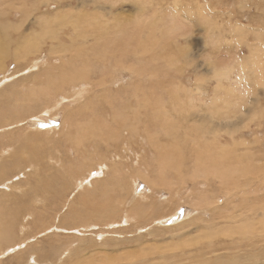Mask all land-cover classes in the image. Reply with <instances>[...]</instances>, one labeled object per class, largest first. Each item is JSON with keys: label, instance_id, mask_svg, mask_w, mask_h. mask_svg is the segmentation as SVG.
I'll list each match as a JSON object with an SVG mask.
<instances>
[{"label": "rangeland", "instance_id": "rangeland-1", "mask_svg": "<svg viewBox=\"0 0 264 264\" xmlns=\"http://www.w3.org/2000/svg\"><path fill=\"white\" fill-rule=\"evenodd\" d=\"M83 3L84 5H82ZM177 4L180 9L185 13L187 12L186 14L188 15V17L184 19L186 22V28H181L182 33L184 30L187 32V36H178V41H176L177 39L175 36V34H178L176 30L170 29L166 25V22L168 21L166 17L170 15L169 13L176 11L174 7H176ZM108 10H110L113 15L111 14L109 17L105 18L106 14L104 13ZM174 14L178 17L177 12H174ZM165 15L167 16L165 17ZM42 16H47V18L50 19L48 22H51L45 25V21H39V18ZM50 16H53V18ZM57 16L58 18H56ZM122 17L123 19H128L124 30L126 32H124L122 40L125 38V41L157 42H155L154 45L152 58H150V56L146 57L141 52L138 53L139 58H142L143 56L145 61L149 60V65L157 67L158 73L157 75L155 74L157 76L156 78L151 80L152 76L150 77V75H153L155 72L151 69L147 71L144 77L145 83L146 85L148 84V86L145 87L142 95L144 96L148 94V96H144V99L143 96H141L139 100L134 95L127 94L126 91L129 92L131 89L133 90V88H131L133 83L132 85L130 84L133 82V79L130 77V74L134 71L138 72V70L141 69V66L137 70L136 68L139 66H131L133 63L126 61L128 64L124 69L129 68L130 71L125 70L123 81L120 84H115L113 86V90L110 91L111 93L105 89L106 93H103V95L105 94L103 98L107 97V99H102L97 95L95 96V87H92V91L90 90L91 87H89L88 92H91L85 94L84 98L81 100L67 101L65 94L68 92L70 93L76 86L71 85L72 88H67L68 90L66 89V93L62 91L57 92L56 89L47 83V75H50L51 78L55 79L60 76V68L63 65H69L71 63L70 56L72 41H79V38L81 41V36L86 34L89 35V39L87 41L90 42L88 45H92L96 39L94 36L92 37L90 35L89 31L93 32L94 27H98V30L102 29L103 22H109L110 25H112L115 19ZM78 18L80 20H78ZM178 18H176V21ZM87 19H89V22H87L89 24L86 27ZM155 22H157V25L154 24ZM82 24L84 25L81 26ZM78 25L80 26V30ZM1 26H4L7 29L4 32L10 33L11 41L18 42L12 46V55H15V52L22 51L20 45L25 41H27V43L29 41H35L37 53L31 48L26 57L17 59L15 57L7 58L4 61L3 70L0 71V80L3 79L4 82L5 78H11V76L16 72L25 69L27 65L31 66L35 60L40 61L39 69H32L30 73H27V71L21 72L20 74H17V76L12 77L14 81L3 84V86L0 87L3 88L0 89V108L5 114L4 117L0 118H6L0 124V143H7V145H9L13 137L21 136L37 140L48 139L49 142H54L57 147H55L56 149H52V144L47 145L45 143L44 146L41 145V149L43 148L42 153L46 156V160L35 163L36 166H29V168L25 170V177L20 176V180L14 181L16 184H21V182L26 180V185L25 183L22 184L24 188H22V193H27L25 195L22 194L24 197L21 196L22 199L20 201H16L15 203L13 200L14 197H9V201L6 203L7 205L4 203L6 205H4V212H13L18 208L24 209L27 206H30L31 202L28 194L29 196L30 194L32 195L30 188L32 189L36 185V181H39L40 179L36 176V172L38 170L49 171L50 175L61 172L62 175L60 174L58 176L59 178H57L58 180H61L63 178H67V176L63 174V170L60 169L61 166L68 168L67 165L72 164L73 170L78 165L77 172L79 175L83 174V172L84 175H86L89 172L98 173L102 164H107L108 162V169H103L104 174H102L101 177L95 178L96 181H100L98 183H94L93 181L92 186L94 187H88L87 192H93L97 186L103 183V181L104 183L108 181L114 182L115 178L113 174H119L112 168L117 166V163L120 162L119 164L123 166V171L119 169V171H121L120 174L122 175H120V178L118 179L119 184L113 185V188H110L106 197L101 196L100 200H105L108 197V202L109 199H111L112 204H114L116 203V198L120 195L119 198L127 204V207L122 206V210V208H120L121 206L118 205L119 209H116L117 207L115 208L114 205L111 213L108 212L111 221L101 222L98 219H88L87 221L86 219V229L78 228V230L73 231L62 230L60 235H58L56 232V234H53L54 232L51 231L53 228H49L52 225L57 224L54 221V217L56 215H54L55 212L53 213V211L49 209L51 204H58L54 208V211L59 210L60 214L62 213V215L57 217V220L59 218L58 224H62L65 220H67L66 225L64 223L66 227H70L69 225L78 226L77 224H80L79 221L73 222L75 212H72V219L70 220V215L64 214L69 212L66 207L67 205L65 207L63 206V209L61 207L62 205H65L64 199L65 197H68L70 193L66 194L64 198H61V200L56 199L55 202L54 200H50L46 202L39 201L34 203L32 204V207H29L31 215L26 214L24 216L22 214L21 216L20 214L19 224H17L15 228V236L12 238L13 242H9V246L2 245V248H0V264H17L15 257H18L20 254L28 255L32 250L31 248L36 250L44 258L45 256H49V250L47 249L49 248L48 246L53 243L54 244L52 246L56 247L55 250L58 246L63 244V248L59 250V253L62 252L63 254L60 253L57 257L63 255L60 257L65 259L63 260L64 262H56L53 260L50 264H82L83 262L95 259L93 256L96 254L106 256L107 253L109 256H134L136 264H148L149 261V264H157L159 262L158 259L161 255H163V253L167 256H170L171 254L181 255L183 250H186L187 252L190 251L188 247L190 239L201 234L210 236L211 224L214 222V216L216 214H218L215 216L216 221L218 222L215 224V231H218H216V234L213 236L215 240L217 239L216 241L220 242L222 239L225 240L224 237H227V233L223 232L227 228L234 229L239 227L242 217L240 215L233 216L230 213L233 211L234 206H241V203L244 200L241 192H238L240 189H235L232 186V189H228L227 191L225 185L221 184L220 177H208L203 173H201L202 176L192 179V163H190V161L187 162L186 160L190 158L191 154L195 155L196 150L202 151L199 146H202L204 143L207 145V142L212 141L213 137L216 138V135H214L213 132L212 135L214 136L212 137L210 135L211 128H215L217 132L219 131V139L217 138V140L221 139L224 144L225 142H229L227 146L234 148L236 151H233L236 155H247L251 157L253 161L252 164L255 165L254 167L263 170V172H258L259 174H257V176H263L264 174V0H0V27ZM88 27L89 31L87 30ZM81 28H86V30ZM153 28L156 29L154 31L156 32L155 34H153V32L151 33V29ZM239 29H242V32L238 35L237 31ZM163 32L166 33V36ZM78 34H80V36ZM105 36L108 38L107 35ZM160 41H170L171 44L169 45L168 50H165ZM174 41H176V44ZM255 53H257L260 61H262L260 62L259 72L255 71V68L254 70L251 69L253 68L251 62ZM164 55L166 58L163 57ZM168 58H171V61ZM141 63L142 62L139 61V65ZM246 64H248V67L245 71L243 68ZM226 66L230 67V71L228 70V73L229 75L231 74L229 77L231 79L224 80L223 83L228 86L229 90L232 91L233 89V92L230 94L225 91V88L219 87L217 89L219 85L217 77L219 75H216V73L222 71ZM160 67H166L169 69L167 72L163 73V69L161 70ZM147 69H149L148 66ZM244 72L247 75H245V78L242 76ZM147 78L150 81L146 82ZM238 79L240 82H238ZM130 80L132 81L130 82ZM41 82L43 84H40ZM228 82L234 87H231ZM151 86L154 94L152 93V90H150ZM114 88L118 90L115 91ZM176 89L178 91H176ZM185 89H188V92H194V102L193 104L187 102V98H185L184 100H181V102L182 104L186 103V105L183 106V108H179L177 106L178 104H176V101L178 100L177 94ZM73 90L72 95L75 94L76 89L74 91ZM175 91L177 94H175ZM107 93H109V96ZM91 95L94 96L93 100H96L95 103L100 102V106L98 105L96 109H105L108 113V115L105 113V117L103 116V118L106 122L109 119L110 123L102 122L101 126H103V123L110 126V128L105 132H107L112 139L118 142L119 148L115 149V146L112 144V147H108L110 149L109 150L105 144H101L103 145L100 146V151L102 153H93L89 149V152L80 155V152H77L75 148L74 140L72 142V146L69 145L66 149L65 138L67 136L65 133H67L71 127L69 124H64V122H67L65 121V116L70 114L69 112L73 115L74 112L78 110V107H81V105L83 109L85 103L88 101V97H91ZM124 95L125 97H123ZM152 95L154 96L152 97ZM147 97H149L151 101L155 99L153 102H157V106L155 103H151L149 99L147 100ZM214 97L218 100V102L216 100L214 101ZM136 99L140 102V104ZM158 99L163 103H160V101L158 102ZM107 100L108 102H111L112 100L114 101L108 103L106 102ZM11 102H14V104ZM9 103L11 105H9ZM15 103L26 108V110L32 111L34 109H38L35 113H38L39 109L48 108L50 105L52 107L56 105V108L49 111L48 115L38 114L39 116L34 117L32 116L33 114L27 116L25 114V116H17V119L14 117L13 120H10L8 117L9 110H16L18 107V109L22 108ZM112 103L115 109L113 108ZM213 103L214 108L216 109L215 111L213 110L214 112H212V109L214 108L211 107ZM237 103L239 106H237ZM101 105L103 107H101ZM16 106L18 107L16 108ZM175 106H177L178 109L173 111ZM9 107L10 109H8ZM133 107L136 108L134 109ZM156 107H159L157 110L161 108L162 111L164 110L166 113H160L161 110L157 111ZM209 107L211 108V111L209 110ZM116 109L118 111L120 110L121 114L113 116L112 112H116ZM123 109L125 112L122 111ZM128 110L130 115L126 114L128 113ZM211 112L216 115L214 114L212 117ZM124 114L126 116H124ZM154 114L157 115V117L162 114L164 117L161 116V120H159L160 117L157 118L156 116L152 118V115ZM40 116L41 118L36 120V118ZM22 117L27 119L23 121L20 119ZM118 117L119 119H117ZM32 121L35 123L37 121L40 122L35 124ZM73 121H75V119ZM117 121L119 122L117 123ZM166 121L173 126V133L169 131L167 134L158 135L157 133L159 130L156 126L162 125L164 122V124H166ZM99 123L101 124V122ZM219 123L223 128L219 127ZM117 124H120V126H117ZM64 128H66V130L63 133ZM36 129L44 132L50 129V131L54 132H51L49 136L46 134L40 135L36 133ZM73 129L74 127L72 130ZM25 130L30 132L27 133ZM150 131L153 133V139H156L154 136L155 134L158 135V139L161 141L159 142L160 145H164L167 148H173L172 146L175 145L176 141L177 145H175V147L177 146L181 149L184 146V151L181 149L182 152H180L181 154L177 158L171 157L170 161L172 169L165 166L162 156L159 157V148L162 146H158L159 143L154 144L153 141L151 142L149 140H152V138H150L151 134L150 137L148 134ZM207 131L210 132V134ZM204 132L207 133L205 134ZM198 136H203V138L205 137L201 142L202 145H200V142L198 143L196 141V139L198 140ZM206 137L208 138L206 139ZM179 141L182 142L183 145L182 143L180 144ZM85 148L82 146L81 150L84 151ZM106 149L108 150L106 151ZM229 153L230 156L234 154L230 151ZM116 154H122L120 156V160L119 158H116ZM107 157H109L112 161L110 162ZM50 158L51 160H49V163L46 164L47 159ZM181 159L186 160L182 161ZM11 160L12 159H9L8 162ZM100 162L102 163L100 164ZM181 162L186 164V166H183ZM80 167L83 168L80 169ZM37 168L40 169L37 170ZM158 168L160 169L159 171ZM164 169L167 171L166 174L161 173V170ZM16 173L14 175H16ZM43 174L46 176L48 173L44 172L42 175ZM251 175L249 176L251 177ZM178 176L187 177V183H181L182 180ZM212 180L215 182L220 181L216 182L215 185ZM257 180H259V178L250 179L247 183L244 182L243 186L248 188H251L252 186V188L255 186L259 187V183L261 182ZM67 183H70V179L65 181V186L68 185ZM167 185L169 188H167ZM72 187L74 186L72 185ZM158 190H160V192ZM224 190L230 194L234 191L238 193L234 192L232 194H235L234 198L232 195H226L227 192H224ZM230 190H232V192H229ZM209 191L211 196H215L216 194V196H219V201L217 200L215 203L217 208L214 210H206L195 207L192 200H194L199 194L203 197V195ZM12 192L13 191L0 192V200L13 194ZM19 193L15 197L16 199L20 197ZM123 193L126 194L124 198L121 197V194ZM262 193V195L252 194L249 197L253 200V203L258 204L260 201L255 200V198L261 196L264 201V190H262ZM211 196L207 199V201L211 198ZM40 197L42 199L43 196ZM126 197L128 201L134 202L135 199H139V202L141 203H145L146 201L144 200L147 198V201L149 199L148 203L146 202L148 206L150 204L154 205L155 202L159 205L165 201H167V205L168 202L171 201L169 203V205H171V203L175 201L173 203L175 208L172 207V211L168 214L162 215L160 220H156L158 218V213L156 211L150 214L140 213V208L136 207L133 209L131 202H128L125 199ZM41 199L38 197V200ZM204 204H206V202L203 201V205ZM105 205L108 206L107 211H110L109 204ZM42 211L44 212L42 213ZM130 211L135 213H131ZM114 212L116 213L114 214ZM123 212L127 215L129 213V217H132L135 214L137 216L136 219H139L138 223H136V219L134 222L130 220L128 224L123 223L125 216H127L124 215ZM219 213L229 215L223 214L225 215L223 216V220L222 214ZM143 215L144 217H142ZM238 217L240 219H238ZM63 218L67 219L63 220ZM92 222L97 223V226H92ZM113 223L116 225L111 227L110 224ZM108 224L109 227L107 226ZM257 232H252L253 234L250 232L246 233L243 240H237L234 245L236 246L241 243L248 244L252 242L251 240H255L254 243L259 245L260 243L257 240L264 237V232L262 234V231L260 230H257ZM259 235L262 237L259 238ZM226 240L228 242L226 241L225 244L229 243L226 246H234L231 244L230 239ZM196 242L197 245L203 244V241ZM180 245H183V247L181 248ZM249 245L250 244H248L246 248H250L251 250L252 246ZM221 248L225 250L223 251L226 255L230 254L226 248ZM262 249L264 250V247ZM10 250H12L13 253L10 252L9 254H6ZM148 251H151V253L153 252V254L146 255V253H149ZM260 252L264 253V251ZM193 253H195V255L197 254L196 252ZM4 254H6V256L3 257ZM85 254L87 257H84ZM211 254L212 253H210V255ZM77 255L79 257H76ZM152 256L155 259H153ZM211 256L214 258L217 257L213 254ZM27 257L28 256L23 257V259H26H24L26 262L29 260ZM97 258H100V256ZM17 259L20 260L19 258ZM242 260L244 263L254 264V259H250L248 256H245ZM260 261L257 264H264V259ZM186 262L185 264H188ZM30 263L37 264L31 260Z\"/></svg>", "mask_w": 264, "mask_h": 264}, {"label": "bare ground", "instance_id": "bare-ground-1", "mask_svg": "<svg viewBox=\"0 0 264 264\" xmlns=\"http://www.w3.org/2000/svg\"><path fill=\"white\" fill-rule=\"evenodd\" d=\"M82 5H84V3ZM174 8L176 10L174 12H177V15H178V17L180 19L175 16L174 12L173 13H169L170 15L168 17H166L167 15H165V17L168 19V21L166 22V25L170 29L176 30V32L178 33V34H175L176 39H177L176 41H178V38H179L178 36H182V37L187 36V32H185V30H184V32L182 33V29L186 28V22L184 21V19L186 17H188V15L186 14L187 12L185 13L184 11H182L180 9L178 4ZM59 11H61V10H59ZM112 11H113V9H112ZM66 13H68V12H66ZM104 14H106L105 18H107V17H109L112 14V12L110 10H108ZM57 15H58V13H57ZM50 17L53 18V16H50ZM59 17H60V15H59ZM56 18H58V16ZM176 18H178L177 21H176ZM49 20L50 19L47 18V16H42V17L39 18V21H45V25L47 23L51 22V21L48 22ZM78 20H80V19L78 18ZM98 20H100V19H98ZM163 21H165V20H163ZM87 22H89V19H87L86 23ZM127 22H128V19H123V17H122V18L115 19L112 25H110L109 22H103L102 23V29L98 30L97 29L98 27H94L93 32L89 31V27H88L87 30L90 32V35L92 37L94 36L97 41L95 40L92 45H88L89 42H90V41H87L89 39V35H86V34L81 36L82 37L81 41H80V38H79V41H75V40L72 41V50H71V56H70L71 63L69 65H63L60 68V76L59 77L53 79V78H51L50 75H47V83L49 85H51L54 89H56L57 92H61L62 91L64 93H66V89L67 88H69V87L72 88L71 85L72 86L75 85L76 86L75 87L76 91H75L74 95H72V90L73 89L71 90L70 93L68 92V93L65 94L67 101H69V100H71V101H73V100H77V101L81 100L82 98H84L85 94L90 93L92 91V87H95V90H96L94 92L95 96L97 95V96H99L102 99H104V98L107 99V97L103 98V96H105V94L103 95V93L105 92V89L108 90V92H110V91L113 90V86L115 84H117V83L120 84L123 81L125 70L130 71L129 68L124 69V68L127 67L126 66L128 64L127 62H129V63H133L131 66H134V65L135 66H139V67L136 68L137 70H138V68H140V66H141V69H139L140 71L138 70V72L134 71L133 73L130 74V77L133 79V82H131L132 80H130V82H131L130 84L132 85V83H133V86H131V85L130 86H131V88H133V90L131 89L132 91L130 90L129 92L128 91H126V92H127L128 95L132 94L137 99L140 100L141 96H143L142 94L144 92L145 87L148 86V84L146 85L145 79H144L147 71L150 70V69L153 72L155 71L153 73V75H150V77L152 76L151 80H153L154 78L157 77L156 75H157L158 72H157V67H153V65H149L148 64L149 60L145 61L143 56H142V58H139V54L138 53L141 52L146 57L150 56V58H152V53H153L154 45H155L156 41H130V40L129 41H125V38L122 40V38L124 37V32H126L124 30H125V24ZM156 23L157 22H155L154 24L157 25ZM84 24H82L81 26H83ZM88 24L89 23H87V25L85 24L86 27L88 26ZM78 28L80 30V26ZM157 28L160 29L159 27H157ZM161 28H162V26H161ZM81 29H83V28H81ZM128 29H130V28H128ZM153 29H151V33L153 32V34H155L156 32H154V31L156 29L155 28H153ZM5 30H7V29L4 26L0 27V31H1L0 32V71L3 70L4 61L7 58L15 57L17 59V58L26 57L27 54L30 52L31 48L37 53L36 42L35 41H29L27 43V41H25V42H22V44L20 45V48H22V51H19V52L21 54L19 52H15L14 53L15 55H12L11 54L12 53L11 49H13L12 46L15 43H18V42L17 41H11L10 33L4 32ZM83 30H86V28H84ZM127 31H129V30H127ZM241 32H242V29H239L237 31L238 35ZM81 33H83V32H81ZM80 34H78V35L80 36ZM163 34L165 35L166 33L163 32ZM105 35H107L108 38H106ZM168 35H170V34H168ZM176 41H174L175 44H176ZM19 42H21V41H19ZM160 42L163 44V47L165 48V50H168L169 45L171 44L170 41H160ZM172 45H173V43H172ZM258 49H259V47H258ZM175 51H177V50H175ZM163 57L166 58L165 55ZM168 59L171 61V58H168ZM258 59H259V57H258L257 53H255V56L253 57L252 62H251V65L253 67L251 69L254 70V68H255V71H257V72H259L260 62H262V61H260V59L259 60ZM39 61L40 60H35L34 63L31 66L27 65V67L25 69L16 72L14 75L11 76V78L10 77L9 78H5L4 82H3V79H1L0 80V87L3 86V84H7V83H9L11 81H14V79L12 77L13 76H17V74H20L21 72L27 71V73H30L32 69H39ZM139 61L142 62L140 65H139ZM147 66H148L149 69H147ZM247 67H248V64H246V66L243 68V70L246 71ZM229 68L230 67L226 66V67H224V69L222 71H220L219 73H216V75H219L217 77V82L219 84V85L217 84L218 85L217 89L219 87L225 88L226 89L225 91L228 94L233 92V89L231 88L232 91L229 90L228 86H226L223 83V81L231 79V78H229L231 74L229 75V73H228ZM160 69L161 70L163 69L162 71H163V73H165V72L168 71L169 68L160 67ZM161 70H159V71H161ZM245 75L246 74L244 72L242 74L243 78H245ZM4 77H6V76H4ZM239 79H238V82H240ZM148 81H150V80H148V78H147L146 82H148ZM40 84H43V83L41 82ZM149 85H151V84H149ZM229 85H230V83H229ZM89 87H91V89H90L91 91L90 92H88L89 91ZM106 87H109V88H106ZM0 89H3V88H0ZM93 90H94V88H93ZM117 90L115 89V91H117ZM150 90H152V93L154 94L152 86L150 87ZM79 91H81V92H79ZM176 91H178V90L176 89ZM176 91H175V94H177ZM187 93H190V94H187ZM107 94L109 96V93H107ZM92 95H91L92 98L88 97V101L85 103V106H84L83 109H82V105H81V107H78V110H76L74 112V114H73L74 118H73V115L71 114V112H69L70 114H67L65 116L66 117L65 121H67V122H64V124H69V126L71 127L70 130L67 133H65L66 136H67V137L65 136L66 137L65 138L66 139V142H65L66 149H67V146L68 147H69V145L72 146V142L74 140L75 148H76L77 152H80V155L89 152V149L93 153L94 152L102 153L100 151L101 150L100 146H103V145H101V144H105L107 146V148L108 147H112V144L115 146V149L119 148L118 142L116 140L112 139L109 136V134L107 132H105V131H107V129L110 128V126H108V124H105V123L109 122V119L106 122L105 119L103 118V116L105 117V113L107 115H108V113L106 112L105 109H102V110L96 109V107L98 105L100 106V102H96L95 103L96 100L95 99L93 100L94 96H92ZM146 95L148 96V94H146ZM146 95H144V96H146ZM144 96H143V99L145 98ZM153 96L154 95H152V97ZM177 96H178L177 97L178 100L176 101V104H178L177 106L179 108H183V106L186 105V103L182 104V102H181V100H184L185 98H187V100H186L187 102H190L192 104L194 102V92L193 91L192 92H188V89L187 90L185 89L182 92H178ZM123 97H125V95ZM152 97H151V99H152ZM215 97H214V101L216 100L218 102V100ZM148 99L150 100L149 97H147V100ZM112 101H114V100H112ZM153 101H155V99ZM153 101H151V103ZM159 101L160 100L158 99V102ZM106 102H108V100ZM111 102H108V103H111ZM11 103L14 104V102H11ZM153 103H155V102H153ZM156 103H155V105L157 106L158 103L157 104ZM160 103H163V102L160 101ZM139 104H140V102H139ZM9 105H11V104L9 103ZM16 105L21 106L19 104H16ZM112 105H113V103H112ZM18 106H16V108ZM165 106H162V107H165ZM177 106H175L173 111H176L178 109ZM237 106H239L238 103H237ZM101 107H103V106L101 105ZM149 107H150V105H149ZM211 107L214 108V103L212 104ZM18 108L16 110H11L10 107L8 108V109H10L9 110V114H8V117H9L10 120H13L14 117H15V119H17L16 118L17 116H22V115L25 116V114H26V116L33 114L32 116H34V117H37L39 115H46V114L48 115V112L51 111L53 108H56V105H54V107H52L50 105L48 108H42L41 110L39 109L38 113H35V111L38 110V109H36V110L34 109V110L31 111V110H26V108H24V107H22L21 109H18ZM113 108H114V105H113ZM119 108H121V107H119ZM133 108L135 109L136 107H133ZM157 108H159V107H156V110H157ZM238 108H240V107H238ZM80 109H82V110H80ZM163 109H165V108H163ZM158 110H161L160 113L164 112V110L162 111L161 108L158 109ZM180 110H182V109H180ZM209 110L211 111L210 107H209ZM213 110L215 111L216 109L215 108L212 109V112H214ZM115 111L116 112H112L113 116L114 115L118 116L119 114H121L120 110L118 111L116 109ZM122 111L125 112L124 109ZM136 111H137V109H136ZM66 112H67V110H66ZM164 113H166V111ZM126 114H129V110H128V113H126ZM179 114H180V112H179ZM214 114L215 113H212V117H213ZM4 116H5V114L2 112V110L0 108V117H4ZM124 116H126V115L124 114ZM152 116H153L152 118H154L155 116L157 117V115H155V114L152 115ZM161 116H162V114H160L158 116V117H160L159 120H161ZM162 117H164V116H162ZM39 118H41V116L36 118V120H39ZM5 119L6 118H0V124ZM20 119L25 121V119H27V118L24 119V117H22ZM74 119H75V121H73ZM117 119H119V117ZM162 120H163V118H162ZM119 121H117V123ZM32 122L35 123L34 121H32ZM38 122H40V121H37L36 123H38ZM75 122H76V124H75ZM99 122H101V124ZM102 122H105V123H103V126L105 127L106 130L104 129L103 126H101ZM164 123H162V125L156 126V128H158V130H159L157 134L158 135L159 134H167L169 131H171L173 133V131H174L173 126H171V124H169L168 122L167 123L169 125L167 123L166 124H164ZM120 124H117V126L118 125L120 126ZM105 125H107L108 127L105 126ZM218 125H219L220 128H223L220 123ZM218 125H216V126H218ZM73 127H74V129L72 130ZM183 128H184V126H183ZM65 130H66V128L63 129V133L65 132ZM175 130H177V129H175ZM191 130H193V129H191ZM121 131H123V130H121ZM26 132L28 133L30 131L27 130ZM51 132H54V131H50V129H49L48 131L46 130L44 132V131H39V130L36 129V133H38L40 135H45L46 134L47 136H49ZM210 132H211V134H210ZM210 132H208V133L212 137L214 135H216V138L213 137L212 141L207 142V145H206V143H204L202 145L201 142L204 140L205 137L203 138V136L202 137L198 136V140L196 139V141L198 143L200 142V145L203 146V147L199 146V147H201L202 151L201 150L200 151L196 150L195 151V155L191 154L190 158L188 160H186V159L185 160L187 162L190 161V163H192V165H191V177H192V179H194V178H196L198 176H202L201 173H203V174H206L208 177H211V176L220 177L221 184L225 185V188H226L227 191H228V189H232V186L235 189H238V190L240 189L238 192H241V194L243 195V199L244 200L241 203V206H238V205L234 206L233 211L230 213L233 216L240 215L242 217L241 221H240V224H239V227L234 228V229L227 228L224 232L222 231L223 233H227L226 234L227 237H224L225 240L222 239V241H220V242L216 241L217 239L215 240L213 238V236L216 234V231H218V230L215 231V224H217V222H218V221H216V217H215L218 214H216L214 216L215 220L211 224V229H210L211 235L210 236H207L205 234H201V235H199L197 237H194V238L190 239L189 240L190 243L188 244V247H189L190 251L188 250L189 252H187L186 250H183L181 255L171 254L170 256H167L165 253H163V255H161L162 257L160 256V258L158 259L159 262L157 264H185L186 261H187L186 263H188V264H247V263H244L243 260H242L245 256H248L250 259H254L253 260L254 264H257L260 260L264 259V253L260 252V251H262V252L264 251L262 249L264 247V245H263V243H264V239L263 238L264 237L261 238L262 236H260V235H259V238H261V239L257 240L260 243L259 245H256L257 243L256 244L254 243L255 240H251L250 239L252 242L250 241L251 243H248V244H250L252 246L251 250H250V248H248V249L246 248L248 244L241 243V244H238L236 246L234 245V244H236L235 242L237 240H240V241L243 240V238L246 236V233H249V232L250 233H252V232L255 233V231L257 232V230L262 231L261 234L264 232V201H263V197L259 196V197L255 198V200L260 201L258 204L253 203V200L250 199V197H249L252 194L253 195H255V194H259V195L261 194L262 195L263 194L262 190H264V174H263V176H257V174H259L258 172H263V170L262 169L260 170V169H257V167H254L255 165L252 164L253 161H252L251 157H249L247 155H244V156L243 155H236L235 152L233 151L235 149L231 148L230 146H227V144L229 142H225V144H226L225 145L221 139L217 140L219 131L217 132V130L215 128L214 129L211 128ZM212 132L214 133V135H212ZM148 134H149V137H150V134H151L150 138H152V140L151 139H149V140L151 142L153 141L154 144L161 142L158 139V135L155 134L154 136H155L156 139H153V133H151V131H150V132H148ZM174 136H176V135H174ZM208 137H206V139ZM165 138H167V137H165ZM179 138H181V137H179ZM117 140H120V139H117ZM0 141H1V139H0ZM45 143L47 145L52 144V146H51L52 149H56L57 148L56 144L54 142L53 143L49 142L48 139L47 140H37V139L25 138V137H21V136L13 137L12 141L9 143V145H7V143L6 144L0 143V192H4V191L11 192V191H13L12 192L13 194H11V195L7 196L6 198L0 200V248H2V245H8L9 242H11V243L13 242L12 238L15 236V228H16L17 224H19L20 214H21V216H22V214L24 216L26 214L31 215L29 207H32L33 206L32 204L37 203L39 201L40 202L41 201H45L46 202V201L54 200V202H55L56 199L61 200V198H64L66 194L70 193V195L69 196L67 195L68 197H65V199H64L65 200V205H62L61 207L63 209V206L65 207L67 205L66 207L68 208L69 212H67V213L63 212V213L65 215L69 214L70 217H71L70 220L72 219V214H73L72 212H75L74 217H73V222L74 221H79L80 224H77L78 226L69 225L70 227H66L65 225H66V221L67 220H65V219H67V218H65V219L63 218V220H65V222H62V224L61 223L58 224L59 223V218L57 220V217L62 215V213L60 214L59 210H58L59 212L58 211H54V208L58 204H56V205L51 204V207L49 209L51 211H53V213L55 212L54 215L55 214L56 215L54 217V221L58 225L57 224L56 225H52L49 228L50 229L53 228L54 230L51 229V231L54 232L53 234L58 233V235H60V232L62 230H64V231L65 230H72L73 231V230H78V228L79 229H81V228L86 229V226H85V222H86L85 220L86 219H87V221H88V219H91V220H97L98 219L101 222L111 221V218L109 217L108 212L111 213L112 207H114V205H115V208L117 207L116 209H119L118 205L121 206L120 208H122V206L123 207L124 206L127 207V204L124 203L123 201H121V198H119L120 195L116 198V201H115L116 203L113 202L114 204H112V200L111 199H109V202H108V197L105 200L104 199L100 200L101 196H105L106 197V195L109 193L110 188L111 187L113 188V185H118L119 184L118 179L120 178V175H121L120 174L121 171H119V169L120 170L123 169V166L121 164H119L120 162L117 163L118 164L117 166L112 168V169L115 170V172H117L119 174V175H117L116 173L113 174V176L115 178L114 182L108 181V182L104 183V181H103L104 184L100 182L101 184L99 186H97L96 189L93 192H87L88 187H90V188L94 187V186H92V182L93 181H94V183H98L100 181V180L96 181L95 178L96 177H101L102 174H104L103 169L104 170L108 169V166H109V165H107V164H109V162H108L107 164H102V167L99 168L98 173L97 172L96 173L95 172L94 173L89 172L86 175H84V172H83V174L79 175V173L77 172L78 165L73 170H72V164H68L67 165L68 168H64L63 166H61L60 169L63 170V174H65L67 176V178H63L61 180L57 179V178H59L58 176L61 174V172L58 173V174L50 175L49 171H40V170H38L40 168H37L38 171L36 172V176L39 177L40 179H39V181H36V183H35L36 185L32 189L30 188V190L32 191V195L30 194V196H29V194H28L29 200L31 202V204L29 203L30 206H27L24 209L18 208L16 210H14L13 212H11V211L4 212V208L7 205L6 203H8V201H9V197L13 196L14 197L13 200H14V203H15L16 201H18V200L20 201L22 199V197H24L22 194L25 195L27 193V192L26 193H22V190L24 189L22 184L25 183V185H26V180L24 182H21V184H19V183L16 184L14 181L20 180L21 179L20 176L25 177V170L27 168H29V166H34V165L36 166L35 163L46 160V156L42 153L43 152L42 151L43 148L41 149V145L44 146ZM137 143H139V142H137ZM181 143L182 142H180V144ZM175 145H177L176 141H175ZM175 145L172 146L173 148H167L164 145H160V143L158 145V146H162V147L159 148V157L162 156V160H163L165 166L167 168H170V169H172L171 161H170L171 157L172 158H177L181 154L180 152L184 151V149H183L184 146L181 148L182 149V151H181V149L179 147H177V146L175 147ZM182 145H183V143H182ZM82 146L84 148L86 147L84 149V151L81 150ZM170 146H171V144H170ZM108 149H106V151ZM229 151L233 152L234 154L230 156ZM121 155L120 154H116V158H119V160H120V158H121L120 156ZM104 156H105V154H104ZM107 158L110 160L109 157H107ZM9 159H12V160L10 162H8ZM249 159H250V161H249ZM49 160H51V158L47 159L46 164L49 163ZM181 160L185 161L184 159H181ZM111 161L112 160H110V162ZM103 162H104V160H103ZM101 163L102 162H100V164ZM181 164L183 166H186V164H184L182 162H181ZM114 165H115V162H114ZM82 168L83 167H80V169H82ZM159 170L160 169L158 168V171ZM44 172H47L48 174L46 176H44V174L42 175V173H44ZM166 172L167 171L165 169L161 170L162 174H166ZM15 173H16V175H14ZM249 175H251V177ZM178 177L182 180L181 183H184V184L187 183L186 182L188 180L187 177H185V176H178ZM245 177H248V178H245ZM257 178H259V180H257V181L261 182V183H259V187L255 186L254 188H252L253 187L252 186L251 188H248L246 186H243L244 182L247 183L248 180L257 179ZM33 179H34V176H33ZM69 179H70V183L69 184L67 183L68 185L65 186V181L66 180L68 181ZM219 181H216V182H219ZM212 182L215 183V185H216L215 181L212 180ZM167 184H168V182H167ZM72 185L74 187H72ZM170 185H172V184H170ZM117 187H119V186H117ZM167 188H169L168 185H167ZM170 188H171V186H170ZM158 191L160 192V190H158ZM217 191H218V189H217ZM227 191L224 190V192H227ZM112 192H114V191H112ZM229 192H232V190H230ZM234 192H236V191H234ZM238 192H236V193H238ZM18 193H19L20 197H18L16 199L15 197L17 196ZM233 193L230 194V193L227 192L226 195L231 196ZM174 194H173V196H174ZM210 194L211 193L209 191V192H207L206 194L203 195L204 198L202 197V195L199 194L194 200H192V199H190V200H192L194 202V206L197 207V208L206 209V210H214V209L217 208L215 203H216L217 200L219 201V196H216L217 195L216 193H215L216 194L215 196H211ZM121 195H122L121 197L124 198V196L126 194L123 193ZM138 195H140V194H138ZM40 196H43L42 199H41ZM210 196H211V198L207 201V199ZM232 196L235 198V194L232 195ZM38 197L41 200H38ZM125 199L128 201L127 197ZM165 199H167V198H165ZM241 200H242V198H241ZM144 201H146L148 203L149 199L147 201V198H146V200H144ZM203 201L206 202V204L203 205ZM120 202H122V203H120ZM128 202H131V206H132L133 209H135L136 207L140 208V211H139L140 213H149L150 214V213H154V211H156L158 213V218L156 220H160L162 218V215L168 214L170 211H172L171 208L174 207L173 203L175 201L172 202L171 205H169V203L171 201L168 202V205H167V201H165L166 204L164 202V203L158 205L155 202L154 205L150 204L149 206H148V204H146V202L145 203L139 202V199H135L134 202L133 201H128ZM105 204H109L110 211L109 210L107 211L108 206H106ZM115 208H113V209H115ZM177 208H178V205H177ZM122 210H123V208H122ZM61 211H63V210H61ZM119 211H118V213H119ZM43 212L44 211H42V213ZM124 212H125V210H124ZM124 212H123V214H124ZM115 213L116 212H114V214ZM131 213H135V212H131ZM219 214H222V218L225 215H229V214H225V213H219ZM223 214H225V215H223ZM124 215H127V214H124ZM121 216H123V215H121ZM136 217L137 216L135 214H134V216L129 217V213H128V215L125 216L123 223L128 224L130 222V220L134 222ZM142 217H144V215ZM238 219H240V218L238 217ZM120 220H122V219H120ZM223 220H224V218H223ZM138 221H139V219L136 221V223H138ZM115 222H117V221H115ZM64 223H65V225H64ZM69 224H70V222H69ZM118 224H120V223H118ZM91 225L92 226H97V223L92 222ZM114 225H116V224L115 223L110 224L111 227L112 226L114 227ZM107 226L109 227V224ZM230 227H233V226H230ZM91 229H93V228H91ZM223 230H224V227H223ZM101 235H102V232H101ZM249 238H251V237H249ZM226 239H230L231 240L230 241L231 244H233L234 246H231V247H230V245L226 246L227 244H229V243L225 244V242L227 241ZM196 241H203V244L197 245ZM244 241H245V239H244ZM53 244H50V246H48L50 248V249L49 248L47 249V250H49V254H48L49 256H45L43 258L36 250L31 248L32 250H31V252L28 255L27 254H20L18 257H15L16 258V263L17 264H26V263L27 264H31L30 260L34 261L37 264H50V262L52 263L53 260H55L56 262H62L65 258H61L60 256H63V255H60L59 256L60 258L57 257V256L60 253L63 254L62 252L59 253V250L63 248V246H62L63 244L61 246H58L56 250H55L56 247L52 246ZM217 244H219L220 246L217 245ZM8 246H7V248H8ZM180 247L182 248L183 245H180ZM221 247L226 248V250L229 251L231 255L230 254L226 255V253L224 252L225 250L223 248H221ZM143 248H145V247H143ZM145 249H147V248H145ZM10 252H12V250L8 251V253H6V254H9ZM193 252H196L197 256ZM50 253H53L54 255L50 254ZM210 253H212L213 255H215L217 257H215V258L212 257L211 256L212 254L210 255ZM6 254H4L3 257L6 256ZM86 254H85L84 257H87ZM147 254H151L152 255L153 252L151 253V251H150L149 253H146V255ZM26 256H28L27 258L29 259L27 262L25 261L26 260L25 258H24L25 260L23 259V257H26ZM99 256H100V258H97ZM112 256L111 255L109 256L108 253L106 254V256H101V254H96L95 256H93V257H95V259L89 260L87 262H83L82 264H136V259H135L134 256H129V255H127L126 257L125 256H121V257L120 256H113L112 257ZM153 256H155V255H153ZM55 257H57L59 259H57ZM76 257H79V256L77 255ZM17 258H19L20 260H18ZM153 259H155V258L153 257ZM69 262H70V260H69ZM149 262H148V264H149ZM260 263H261V261H260Z\"/></svg>", "mask_w": 264, "mask_h": 264}]
</instances>
